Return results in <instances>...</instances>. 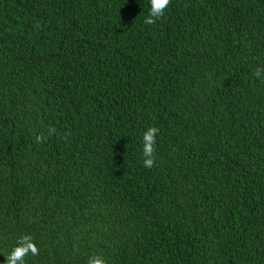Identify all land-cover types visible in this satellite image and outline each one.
Segmentation results:
<instances>
[{
    "label": "trees",
    "instance_id": "trees-1",
    "mask_svg": "<svg viewBox=\"0 0 264 264\" xmlns=\"http://www.w3.org/2000/svg\"><path fill=\"white\" fill-rule=\"evenodd\" d=\"M150 7L0 0V264H264V0Z\"/></svg>",
    "mask_w": 264,
    "mask_h": 264
},
{
    "label": "clouds",
    "instance_id": "clouds-1",
    "mask_svg": "<svg viewBox=\"0 0 264 264\" xmlns=\"http://www.w3.org/2000/svg\"><path fill=\"white\" fill-rule=\"evenodd\" d=\"M170 0H151V7L149 15L145 19V23L152 24L156 18L164 15L165 9L168 7ZM261 70L256 71V75L260 76ZM158 129L155 127L149 128L144 133V155L148 157L144 160V164L147 167H152L155 163V157L153 155L156 144V134ZM39 139V137L37 138ZM31 252L32 255H36L39 252L37 245L31 241L27 236L21 238L20 243L13 248L9 256L6 257V264H25L24 257ZM89 264H106V261L101 256H93L89 259Z\"/></svg>",
    "mask_w": 264,
    "mask_h": 264
}]
</instances>
